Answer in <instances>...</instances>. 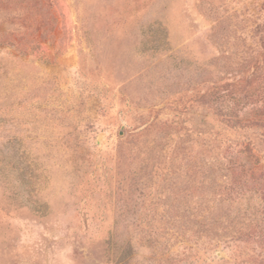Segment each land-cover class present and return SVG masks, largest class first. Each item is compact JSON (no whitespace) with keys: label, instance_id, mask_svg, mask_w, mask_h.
<instances>
[{"label":"rangeland","instance_id":"374dc122","mask_svg":"<svg viewBox=\"0 0 264 264\" xmlns=\"http://www.w3.org/2000/svg\"><path fill=\"white\" fill-rule=\"evenodd\" d=\"M0 264H264V0H0Z\"/></svg>","mask_w":264,"mask_h":264}]
</instances>
